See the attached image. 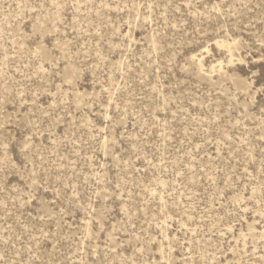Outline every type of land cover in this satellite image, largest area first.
<instances>
[{"label":"rangeland","instance_id":"obj_1","mask_svg":"<svg viewBox=\"0 0 264 264\" xmlns=\"http://www.w3.org/2000/svg\"><path fill=\"white\" fill-rule=\"evenodd\" d=\"M0 264H264V0H0Z\"/></svg>","mask_w":264,"mask_h":264}]
</instances>
